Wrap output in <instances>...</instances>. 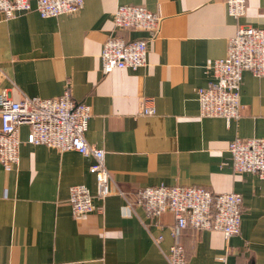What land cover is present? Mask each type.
Here are the masks:
<instances>
[{"label": "crops", "instance_id": "obj_1", "mask_svg": "<svg viewBox=\"0 0 264 264\" xmlns=\"http://www.w3.org/2000/svg\"><path fill=\"white\" fill-rule=\"evenodd\" d=\"M121 4H143L162 20L145 66L105 73L101 52L116 32ZM240 25L264 27V0H247L240 18L228 13L225 0H85L75 14L0 15V94L18 100L69 90L76 102L90 104L85 136L104 149L115 182L100 198L91 157L31 144L29 126H21L19 164L7 170L0 162V264H170L174 214L150 215L140 205L128 211L117 191L136 202L140 188L163 183L243 197L238 234L182 230L189 264H264V178L236 172L229 149L235 137L264 138V76L243 72L241 114L229 123L201 116L196 95L213 81L209 65L227 54ZM146 99L154 101L155 113H142ZM75 184L91 190L93 211L73 212Z\"/></svg>", "mask_w": 264, "mask_h": 264}, {"label": "built area", "instance_id": "obj_2", "mask_svg": "<svg viewBox=\"0 0 264 264\" xmlns=\"http://www.w3.org/2000/svg\"><path fill=\"white\" fill-rule=\"evenodd\" d=\"M228 13L236 18L246 14L247 0H225ZM85 0H0V15L5 19L37 10L42 17H57L78 13ZM162 16L143 4H121L114 14L116 32L105 40L101 52L102 70L115 68L138 69L147 64L149 41L157 34ZM147 31V38H127L122 31ZM213 81L196 90L203 117L220 116L229 123L241 114L243 72L250 70L264 76V27L240 25L229 40L227 54L209 65ZM152 99H146L142 113H155ZM92 116L91 105L76 102L69 90L57 97L23 95L13 100L0 94V162L7 170L20 161V128L29 126L27 141L44 144L59 151L73 150L89 156V170L98 183V196L104 198L115 186L112 173L105 163L104 149L89 142L85 136ZM236 172L252 173L264 178V138L235 137L229 145ZM117 191L125 198V208L135 210L144 206L150 215L171 211L176 219L172 226L174 242L166 253L170 264H189L180 239L186 227L216 229L226 238L241 230L243 197L239 192L214 193L202 185L146 186L140 188L136 202L130 201L124 190ZM69 202L75 214L94 210L93 194L85 184L70 187ZM159 244L163 235L153 236Z\"/></svg>", "mask_w": 264, "mask_h": 264}]
</instances>
